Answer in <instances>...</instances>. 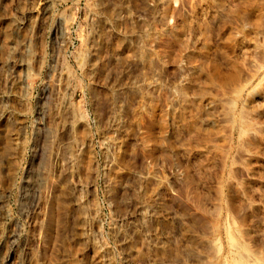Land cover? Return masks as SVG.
I'll use <instances>...</instances> for the list:
<instances>
[{
	"label": "rangeland",
	"instance_id": "rangeland-1",
	"mask_svg": "<svg viewBox=\"0 0 264 264\" xmlns=\"http://www.w3.org/2000/svg\"><path fill=\"white\" fill-rule=\"evenodd\" d=\"M0 264H264V0H0Z\"/></svg>",
	"mask_w": 264,
	"mask_h": 264
}]
</instances>
